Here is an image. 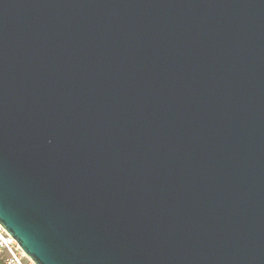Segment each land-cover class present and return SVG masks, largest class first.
Masks as SVG:
<instances>
[{
    "label": "water",
    "instance_id": "water-1",
    "mask_svg": "<svg viewBox=\"0 0 264 264\" xmlns=\"http://www.w3.org/2000/svg\"><path fill=\"white\" fill-rule=\"evenodd\" d=\"M0 226L34 264H264V0H0Z\"/></svg>",
    "mask_w": 264,
    "mask_h": 264
},
{
    "label": "built area",
    "instance_id": "built-area-1",
    "mask_svg": "<svg viewBox=\"0 0 264 264\" xmlns=\"http://www.w3.org/2000/svg\"><path fill=\"white\" fill-rule=\"evenodd\" d=\"M0 262L2 264H34L16 241L0 226Z\"/></svg>",
    "mask_w": 264,
    "mask_h": 264
},
{
    "label": "trees",
    "instance_id": "trees-1",
    "mask_svg": "<svg viewBox=\"0 0 264 264\" xmlns=\"http://www.w3.org/2000/svg\"><path fill=\"white\" fill-rule=\"evenodd\" d=\"M0 264H2V263L0 262Z\"/></svg>",
    "mask_w": 264,
    "mask_h": 264
}]
</instances>
